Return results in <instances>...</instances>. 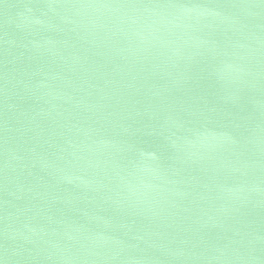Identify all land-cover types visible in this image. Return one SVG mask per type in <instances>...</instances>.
<instances>
[{
	"label": "water",
	"instance_id": "obj_1",
	"mask_svg": "<svg viewBox=\"0 0 264 264\" xmlns=\"http://www.w3.org/2000/svg\"><path fill=\"white\" fill-rule=\"evenodd\" d=\"M0 264H264V0H0Z\"/></svg>",
	"mask_w": 264,
	"mask_h": 264
}]
</instances>
